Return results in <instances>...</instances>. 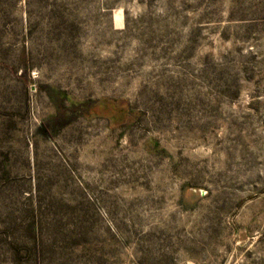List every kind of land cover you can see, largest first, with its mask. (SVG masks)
Here are the masks:
<instances>
[{"label": "rangeland", "instance_id": "1", "mask_svg": "<svg viewBox=\"0 0 264 264\" xmlns=\"http://www.w3.org/2000/svg\"><path fill=\"white\" fill-rule=\"evenodd\" d=\"M0 264H264V0H0Z\"/></svg>", "mask_w": 264, "mask_h": 264}]
</instances>
